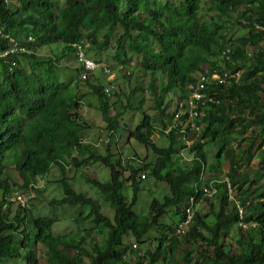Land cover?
Here are the masks:
<instances>
[{
  "label": "trees",
  "instance_id": "1",
  "mask_svg": "<svg viewBox=\"0 0 264 264\" xmlns=\"http://www.w3.org/2000/svg\"><path fill=\"white\" fill-rule=\"evenodd\" d=\"M55 6L53 0H0V29L21 42L31 33L36 37L33 53L23 54L14 68L0 57V264L17 257L25 264H41L39 245L45 248L46 264H264V200H254L264 198V130L252 127L264 128V29L258 28L264 27V0H66L60 10ZM238 26L247 29L245 34L231 37ZM83 38L91 41V51L109 52L111 61L123 63L126 79L134 80L129 95L121 91L110 102L103 97L97 101L107 128L113 130L110 143L121 108H129L135 91L144 90L139 86L150 84L159 107L165 91L199 79L206 65L210 72L228 73L227 83L214 78L204 82L216 101L210 103L200 135L189 146L197 158L188 167L176 161L180 141L158 148L148 141L147 116L140 122L134 135L156 153L154 163L143 168L169 187L162 200L153 198L149 214L135 210L141 190L135 179L138 169L130 165L132 175L125 177L111 162L112 155L96 158L111 168L110 180L85 176V182L100 190L113 216L102 211L97 198L76 190L66 176L69 164L80 168L95 160V154L80 142L88 122L69 108L71 85L58 83L59 71L66 73L67 67L60 64L62 57L52 45L63 43L65 55L72 51L71 43ZM7 41L0 35L1 47L8 46ZM43 47H49L50 54H40ZM225 49L230 50L229 59L221 63V71L210 58ZM77 93L83 97L86 92L80 88ZM74 150L88 155L80 159ZM209 154L216 165L209 167L208 179L220 181L214 198L203 194V166ZM256 155L257 165L248 170ZM54 166L63 173L57 182L64 196L43 201L45 188L33 183ZM12 169L18 180L10 174ZM224 177L236 189L234 199ZM191 195L209 206L213 220L207 222L196 211L190 231L181 240L169 238L167 232L185 216L183 205ZM237 200L246 209L244 220L256 222L255 227L237 226ZM48 204L84 207L71 218L79 223L91 219L89 246L82 233L87 228L54 233L61 214L45 212ZM168 214L170 222L165 220ZM235 226L234 243H228ZM153 228L157 234L148 236ZM127 236L133 239L126 242Z\"/></svg>",
  "mask_w": 264,
  "mask_h": 264
},
{
  "label": "clouds",
  "instance_id": "2",
  "mask_svg": "<svg viewBox=\"0 0 264 264\" xmlns=\"http://www.w3.org/2000/svg\"><path fill=\"white\" fill-rule=\"evenodd\" d=\"M238 27L244 28L242 26H238ZM258 28L264 29V27L260 25L258 26ZM244 30H247V29L244 28ZM0 35L8 40L7 41L8 46L6 45L4 48L0 46V57H4V59L10 65L11 68H14L16 65H18L17 61L22 58L23 54L33 53V48H35L36 46V37L32 33L28 35L27 39L24 42H21L14 35L4 33L1 29H0ZM55 45L56 46L60 45V48L54 47ZM52 47L55 50H58V52L60 53V56L62 57L60 64H62L63 67H67V64H65V61L68 60L70 56L74 55L77 60L76 69L72 77L69 76V79L66 81L62 80L60 77L59 79L60 82H58L61 84L65 83L64 85L66 84L71 85L70 99L72 102L69 108L73 109L74 116L80 117V118L83 117V119L87 120V117H85V114H86L85 110H87L88 108H91L92 105L96 107L97 101L100 98L103 97L108 102H110L113 100V98L117 97L118 93L115 90V81H116L115 77H116V72H121L124 75V77H126L125 71L123 69L124 67L123 63H117L115 61H112L115 64L111 62H104L101 60L100 57H97V56H95L96 59L92 58L90 54H93L95 50H92V51L90 50L91 41L89 40V38H83L79 41L71 43L72 51L70 53H66L65 55L62 54V50L64 47L63 43L59 42V43L53 44ZM45 48L48 49V52H42V50ZM229 51L230 50L228 49H225L224 51L222 50L220 52L221 53L220 56L218 57L211 56L210 58L212 61L216 60L215 62L218 64L216 67H219L220 69H222L221 71H223V68H224V66L221 63L223 62L224 59H229ZM39 52L42 55L50 54V48L43 47L39 50ZM95 52H98V51H95ZM102 53H105L106 58L109 61H111L109 59L110 58L109 52H102ZM208 67L209 65L204 66V71H203L202 76H200V78L195 80L194 82H187L183 86L181 85L175 86L170 91H165L163 94L164 100H162V103L159 107L156 106L154 95L151 93L149 89L150 84L145 83L144 85L139 86V87H143L144 90L135 91L134 97H131V102H130L131 106H129V108L125 110L124 108H121L122 112L118 120L117 127L118 128L121 127V129L123 130V133L124 132L127 133L126 138H127L128 143L132 145V140H136L154 151L153 146L151 144L149 145L146 144L143 140H141L138 137V135L137 136L134 135L142 119L145 116H147L148 121L151 125V135L148 141L158 148H166L171 143H176L180 141L182 143V146L180 147V154L179 156L176 157V161L183 167H188L189 165H191L192 161L197 157L195 156L194 152L190 150L189 146H191L194 143V141L198 139V136L200 135L202 125H203L202 124L203 118L207 112V108L209 107L210 103H215L216 101V98L214 97V95H212L205 88L204 82H208L209 80L213 78L218 83H223V84L230 81L227 78V74H228L227 72H223V74H220L218 70H214L210 72V69ZM216 67H213V69H216ZM60 73L61 71H59V76H60ZM75 74H78V76H74ZM134 76L135 78H137V75H134ZM145 80L146 82H148L147 78H145ZM82 84L85 87H83ZM88 87L92 88L91 92L89 91ZM80 88L83 92H86L84 93L83 97H81L77 93V90ZM134 88L136 89L138 87H134ZM146 92L150 94L152 100L154 101L153 109L157 111V114L155 116L150 115L151 106L146 107L145 105V99H146L145 93ZM171 92H173L174 97H177V99L174 102H168L166 100V96ZM139 93L142 94V98L140 100H138V96H137L139 95ZM129 94H130V91L127 95ZM73 102H74V107L72 108ZM129 109L130 111L133 112V114L131 115V118L133 119L132 121L129 118H124V116L126 115ZM137 111L140 114V118L137 122H135L134 114ZM115 113H116V110L112 108V114H115ZM101 118L103 119L102 114H101ZM122 119H123L122 123L128 122V121L133 122L136 126L135 129L132 131L129 130L126 123L122 124L120 122ZM103 121L107 125V122L104 119ZM89 125L92 126V124L88 122L86 128L90 127ZM118 128H117V132L114 133L115 136L113 137L112 142L110 143L109 137H110V134L113 132V130H109L107 126H105V130L107 131L108 134H107V138L103 140L106 143L105 149L107 150L106 155L104 154L105 155L104 157H108L109 155H112L110 158L111 162L119 165L117 167V170H119L122 173V175H124L125 177H128V176L130 177L132 175L133 170L131 169L130 165L135 166L134 162H138L140 166H135V168L138 169L136 170L135 179L138 180L139 184L141 185V181L144 179H147L148 176L151 175L150 172L148 170H145L143 167L145 164L149 165L152 163L146 162L138 153H136L129 159H124L121 156L122 155L121 150L118 148L117 149L114 148V144L116 143V139L118 136ZM142 134L146 135V131L145 132L143 131ZM165 138L168 139V145L161 146L157 140L159 139L162 141ZM80 142L82 143L84 147L92 148L93 153L95 154V160H93L90 164H86V165H91L94 162H99L109 167L106 163L96 159L98 157L97 155L102 156L99 152H97L99 141L98 142L91 141L90 139L86 138L84 134ZM200 142L203 143L204 140L200 139ZM109 145H111L110 149H108ZM208 148L209 146H206V150H208ZM74 151H75L74 155L80 159H83L88 155L87 152H78L77 150H74ZM80 154H82L83 156H81ZM119 154H120V157H119ZM114 156H118V159L113 160ZM71 167L72 165L69 164L67 166L66 171L68 172V169ZM74 169H77V168L74 167ZM207 170H208V166L206 164L203 166V173H202V178H203L202 185L204 186L203 194L205 197L214 198V197H217L218 192H219V188L216 186V183L220 181L217 178H214L213 176L211 177V179H208ZM110 178H111V168H110ZM46 180H47V176L45 178H39L37 181L33 183V187L41 188V189L45 188ZM224 180L227 181L226 189L228 191L229 197L234 199L236 195V192L234 190L236 189L230 184L229 179L227 177H224ZM131 183H132L131 181L127 183L129 192L131 190ZM142 189L143 188L141 185V190ZM141 190L138 193V197H139ZM17 197H23V196L19 195ZM195 197H196L195 195H191L187 199V201L184 203L183 207L185 211V216L181 219V221L178 222V224L175 226L172 232H167L169 238L177 237L178 239L181 240L183 236L190 231L191 225L194 221L193 216L196 211H199V206L196 208L195 205L197 206V204L198 205L201 204L195 201ZM12 198L14 199V197ZM254 200H264V198H260V199L255 198ZM254 200L251 201V203L254 202ZM249 202L250 201H248L247 204ZM235 206L236 208H239L238 213L240 216V221L237 226L242 227L245 230H247L248 228L255 227L256 222L254 221L246 222L244 220V216H245L244 210H243V215L242 216L240 215V208L243 209V206L238 202V200ZM147 214H149V212ZM242 220L244 221V223L248 224V227H243L242 225H240V222ZM153 229L157 230L156 228H153ZM73 230H76V229H73ZM231 238H232V235L231 237H229V235L227 236L228 243H234L233 239ZM136 246L137 245L135 244L134 247ZM178 254H180V252H178ZM180 264H182L181 261H180Z\"/></svg>",
  "mask_w": 264,
  "mask_h": 264
},
{
  "label": "rangeland",
  "instance_id": "3",
  "mask_svg": "<svg viewBox=\"0 0 264 264\" xmlns=\"http://www.w3.org/2000/svg\"><path fill=\"white\" fill-rule=\"evenodd\" d=\"M56 3V11L60 10L61 8H63L66 5V0H54ZM245 30L244 28H240L237 27L236 30H232L231 31V37H238V36H242L245 34ZM54 47H58L60 48V45L58 46H54ZM42 52H48V49H43ZM90 56L94 59H96L95 56L100 57L102 61L104 62H111L113 64H115L112 61H109L106 58V54L102 53V52H94L93 54H90ZM65 64H67V72H61L60 73V77L62 80L66 81L69 79V76L72 77V75L75 72L76 69V64H77V60L75 58V56H70L68 60L65 61ZM136 65V59H134L131 63H130V67L134 68ZM148 80V77H146ZM116 81H115V90L117 93L124 91L127 94L129 93V90L134 86V80H132L131 82H129L126 77H124V75L121 72H116V77H115ZM83 87H85L82 84ZM115 92V91H114ZM138 96V100H140L142 98V94L139 93ZM145 105L146 107H150L151 106V112L150 115L155 116L157 114V111L153 109L154 106V101L152 100L150 94L148 92L145 93ZM177 99V97H174L173 92L169 93L166 96V100L168 102H174ZM136 104V103H135ZM86 114L85 117H87V122H89L90 124H92V126L86 128L85 130V137L90 139L91 141L94 142H98V147H97V152H99L102 156L106 155L107 150L105 149V142L103 141L104 139L107 138V131L105 130V126L106 123L103 121V119L101 118V112L95 107V106H91V108H88L87 110H85ZM133 114L132 111H130V109L128 110V112L126 113V115L124 116V118H129L131 121L133 120L131 118V115ZM135 118L134 121L137 122L140 118V114L137 111L134 114ZM123 119L120 121L122 123ZM127 124V127L129 130H134L135 129V124L133 122H124L122 124ZM254 127V129H257V131H261V129L264 130L263 127ZM126 132L123 133V130L121 129V127L118 128V136L116 139V143L114 144V148L115 149H120L121 153H122V157L124 159H129L131 158L133 155H135L136 153H138L146 162H150L153 163L155 157H156V153L152 150L149 149L148 147H146L144 144L136 141V140H132V145L128 143L127 138H126ZM158 143H160L161 146H167L168 145V139H164V140H157ZM91 143V142H90ZM264 144V143H262ZM114 150V149H112ZM85 154V153H84ZM105 154V155H104ZM81 156H83L82 154H80ZM188 156V154H187ZM120 157V154H119ZM118 156H114L113 160H117ZM208 160L210 162H208L207 166H208V170L207 173L209 174V167L210 166H215L216 162H212V160H214V158L212 157L211 154H209V158ZM183 163V161H182ZM258 163V155H256L253 160L252 163H250V166L248 167L249 169L254 168ZM135 166H140V164L138 162H134ZM228 169V163H226V161H224V170ZM66 176L68 178V180L73 184L74 188L78 191H83L86 192L88 195L97 198L101 205H102V211L104 213H106L107 215L112 214L113 216V210L109 207L108 202L106 200H104L103 196L101 195V193L99 192L100 190L94 186L93 184H91L89 181L85 182V176H89L90 178H97L100 179L101 181H108L110 179V168L105 166L102 163L99 162H94L91 165H84L80 168L74 169V167H71L68 169V172H66ZM10 174L16 178L18 180V175L17 172L15 170H10ZM62 172L60 170V168L58 166H54L50 172L47 175V180L45 182V191L42 193L41 197L43 201L45 200H49L51 197L56 196L57 198H61L64 196L63 193V188L61 187L60 183L57 182L58 179H60L62 177ZM207 174V175H208ZM141 185H142V190L139 194L137 203L135 205V210L138 213L141 214H147L149 212V208H150V203L153 200V198H158L160 200L163 199V197L167 194H169V187L166 183L164 182H156V180L149 175L147 179H144L141 181ZM130 194V192H129ZM254 198V197H252ZM255 199V198H254ZM253 201V200H252ZM38 202V204L40 203L39 201H35V203ZM251 203V201L248 203V205ZM237 204V201H236ZM199 206V211L202 213V215L206 216V221L207 222H211L213 220L212 215L209 212V206L207 207V205H204L203 201L201 202L200 205L197 204V206L195 205V207L197 208ZM84 207L80 204H74L71 205L69 204L68 206L62 205V206H50L49 204L47 206L44 207V211L45 212H57L59 214H61L59 216L58 221L53 225V231L55 234H61L63 232L66 231H70L73 229L80 228V230L86 229L84 232H82L85 236H88V231L91 228L90 226V222L91 219H86L83 223H79L76 222L75 220H73L71 217L75 216L79 213V211L81 209H83ZM239 211V208H237ZM38 210V209H37ZM36 210V212H38ZM69 210V213L67 212ZM196 210V209H195ZM243 210L246 212V209L243 208ZM16 211V210H15ZM14 211V212H15ZM111 211V212H110ZM170 214L172 213L171 208L169 210ZM13 212V214H14ZM89 212V208L85 207L84 209V213L87 214ZM109 213V214H108ZM12 214V215H13ZM110 216V215H109ZM167 221H170L169 219V214L166 217ZM234 229H236V226L234 227ZM93 231V229H92ZM156 235V231L155 229L152 230V232L149 233L148 236L150 235ZM208 235V233H206ZM232 237L235 235V231L233 230L231 232ZM92 232L91 235L88 236V246L89 243L91 242V238H92ZM236 236V235H235ZM131 239H133V237L131 236H127L126 237V242H129ZM156 242L153 240L150 244V247L153 248L155 246ZM38 251H39V256L41 259V264H46V255H45V248L43 247V245H39L38 247ZM28 249H24L23 253L27 254ZM7 264H25V260L22 259L21 257H17V258H9L7 261H5ZM4 262V263H5ZM2 264V263H1Z\"/></svg>",
  "mask_w": 264,
  "mask_h": 264
},
{
  "label": "built area",
  "instance_id": "4",
  "mask_svg": "<svg viewBox=\"0 0 264 264\" xmlns=\"http://www.w3.org/2000/svg\"><path fill=\"white\" fill-rule=\"evenodd\" d=\"M232 76V75H231ZM19 199H21L22 201L24 200L23 197H19ZM240 215L242 216L243 215V209L240 208ZM253 224V223H252ZM240 225H242L243 227H248V224L244 223V221L242 220L240 222Z\"/></svg>",
  "mask_w": 264,
  "mask_h": 264
}]
</instances>
